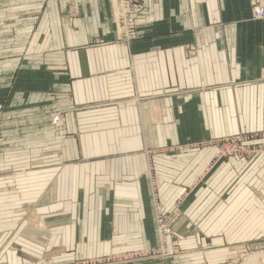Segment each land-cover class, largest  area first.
Wrapping results in <instances>:
<instances>
[{"label":"crops","instance_id":"crops-1","mask_svg":"<svg viewBox=\"0 0 264 264\" xmlns=\"http://www.w3.org/2000/svg\"><path fill=\"white\" fill-rule=\"evenodd\" d=\"M113 15L111 0H0V264L155 245L149 166L164 211L197 183L174 225L185 251L142 264H219L264 233V154L198 178L210 139L264 130V19L248 0H142L121 42ZM28 202L44 230L23 224Z\"/></svg>","mask_w":264,"mask_h":264},{"label":"built area","instance_id":"built-area-1","mask_svg":"<svg viewBox=\"0 0 264 264\" xmlns=\"http://www.w3.org/2000/svg\"><path fill=\"white\" fill-rule=\"evenodd\" d=\"M114 8V31L116 40L130 42L136 37V23L134 14L142 5V0H111ZM253 19H264V0H248ZM60 113L52 114V124L61 125ZM264 130L239 132V134L224 135V137L212 138L208 144L214 146V153L210 161L204 167L207 174L215 164L230 158H251L259 153H264ZM148 177H150V194L153 198L154 226L156 228V246L138 251H127L121 254L105 255L104 257L91 258L94 264H136L137 262L151 261L154 258L167 259L169 255L168 246L174 244L172 240V223L180 216V204L182 198L175 201L172 208L164 211L158 198L159 184L153 174V167L149 166ZM186 194V193H185ZM185 194L183 196H185ZM172 252H177L172 250ZM117 257V258H116ZM90 262L89 260H85ZM86 263V262H85ZM83 264V263H82Z\"/></svg>","mask_w":264,"mask_h":264},{"label":"rangeland","instance_id":"rangeland-1","mask_svg":"<svg viewBox=\"0 0 264 264\" xmlns=\"http://www.w3.org/2000/svg\"><path fill=\"white\" fill-rule=\"evenodd\" d=\"M52 114H54V113L52 112V113H49V115H48L49 124L54 127V130H56V129L62 130L64 128L63 127L64 126V124H63L64 123V117L60 116L61 125L57 126V124L56 125L52 124V121H51L52 120ZM60 115H61V113H60ZM56 127H58V128H56ZM239 132H245V131H239ZM239 132L233 133V134H239ZM1 134H2V132H0V135ZM228 135H232V134H228ZM259 143L264 144V140H260ZM194 144L203 145V144H207V141H201L199 143H194ZM194 144H185V145L179 144V145L169 147V148H172V149L176 148L179 150V149L185 148L187 146H188V148L193 147ZM259 154H264V153H259ZM259 154H257V155H259ZM251 158H253V157H251ZM247 159H249V158H247ZM12 172L10 170H2V171H0V174H1V176H3V175H7L9 173L12 174ZM204 173H205V171H204V169H202V171L198 175V178H203L205 175H207ZM196 183H197V181L190 184L186 189H184L180 193V195L176 199V201H177L178 199L182 198V202L180 204L181 214H182V211L184 210L183 206H184L185 202L190 199V196L192 195V192L194 190V186ZM184 194H185V196H183ZM36 203L28 202V203L21 204L18 211L22 217L23 224L28 226V228L30 226V228H33L36 230H44L45 223H44L43 218L37 214ZM181 214L172 223V231H173L172 240L174 241V244H171L168 246L167 255H169V256L167 257V259L163 256V258L157 257V258H154L153 260L174 261L175 259H177V257L182 255V253L185 251V249L182 247V245L184 243L180 242V239L177 236V234L175 232V228H174V225H175L176 221L181 217ZM156 245L157 244L155 242V245H151L150 247H146L145 249L155 247ZM205 245L207 248H210L212 246V244L208 241H206ZM230 246H232V252L227 255L226 261L224 260V261L220 262L219 264H264V233L257 232V234L256 233L250 234L249 238L246 240L244 239L242 241V243H234L233 245H230ZM138 249H144V248H136L133 251H136V250L138 251ZM172 250H176L177 252L170 253ZM61 251H63V248L58 249V247H57V249H51L48 251H44V253L41 256L32 255V254L26 252L25 256H24V262H25V264H51L53 262L52 261L49 262L50 255H53V258L60 259V256L62 255L60 253ZM127 251H132V250H126V251L124 250V251L116 252V253L109 252V253H106L105 255H111L112 256L114 254H121V253H124ZM105 255H103V256H90L87 258L75 259V261L72 264H82V263L83 264H94L93 262L90 261L91 258L96 259L97 257H104ZM86 259L89 260L90 262L85 261ZM146 262H148V261H146ZM146 262H137L136 264H142V263H146ZM14 264H18V263H16L14 261ZM61 264H63V263H61ZM123 264H125V263H123Z\"/></svg>","mask_w":264,"mask_h":264}]
</instances>
